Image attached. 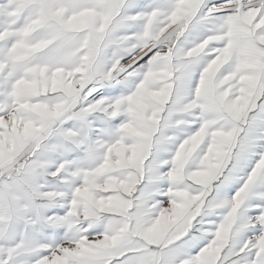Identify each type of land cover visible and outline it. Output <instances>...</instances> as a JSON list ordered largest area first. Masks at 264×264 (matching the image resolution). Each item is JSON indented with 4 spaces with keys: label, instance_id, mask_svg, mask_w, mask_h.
I'll return each instance as SVG.
<instances>
[{
    "label": "snow or ice",
    "instance_id": "snow-or-ice-1",
    "mask_svg": "<svg viewBox=\"0 0 264 264\" xmlns=\"http://www.w3.org/2000/svg\"><path fill=\"white\" fill-rule=\"evenodd\" d=\"M0 264H264V0H0Z\"/></svg>",
    "mask_w": 264,
    "mask_h": 264
}]
</instances>
